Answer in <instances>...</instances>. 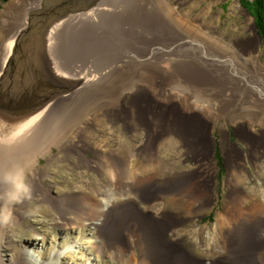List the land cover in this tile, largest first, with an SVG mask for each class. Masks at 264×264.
<instances>
[{
    "label": "bare ground",
    "instance_id": "bare-ground-1",
    "mask_svg": "<svg viewBox=\"0 0 264 264\" xmlns=\"http://www.w3.org/2000/svg\"><path fill=\"white\" fill-rule=\"evenodd\" d=\"M158 1L86 0L82 8L65 5L47 23H43L42 36L37 38L36 45L44 46L52 69L71 80L75 87L69 93L58 95L33 116L0 113V172L20 150L28 145H37L47 130L51 133L57 126L60 130L65 125V119L79 108V105L67 106V102L81 98L83 93L103 84L106 79L110 80L122 66L153 64L164 68L162 62L172 55L177 58L174 66L182 62H197L201 66L192 65L182 69L174 67V72L151 71L155 77L156 94L148 92L141 85L135 96L128 95V104L123 107H107L105 112L114 116L116 121H122L125 126H134L148 133L146 147L141 155L151 170L162 165L160 150L171 134L187 139V145L197 146L200 153L209 149L211 159L214 160L215 144L208 139L210 128L204 121H216V111H220V108L261 109L258 103L264 99V71H258L249 61H244L248 69L242 65L239 67L240 62L218 56L206 42L191 41L177 20L170 18ZM43 2L35 0L25 8L19 25L3 47L2 69L11 55L13 39L29 26L31 11L41 9ZM110 37L115 38V42ZM23 52L24 49L20 55ZM20 72V78L16 80L17 94L26 87L22 80L28 68L22 64ZM177 78L181 84L194 90L191 94L202 96L208 105L195 103L185 112L174 103L169 105L168 102H162L161 99H169L162 85L165 81L176 82ZM111 85H108L110 90L107 88L102 92L105 94L112 91ZM82 98L87 99L86 96ZM57 108L58 125H50V119L56 114ZM199 109L205 112V118L198 123L196 118H190V113L194 114ZM82 139L72 138L63 147L78 146L86 164L90 166V162L94 161L97 170L108 177V186L94 188L92 194L73 191L60 198L54 196L51 189L43 192L42 195L50 204H58L61 214L68 216L67 224L72 228L84 224H91L98 229L104 226L110 246L124 242L131 248L132 241L139 243L143 247L141 264H202L198 256L181 243H175L171 233L175 232V227L186 223L198 210L210 205L216 198L217 162L205 163V173L204 170L183 171L162 177L158 168L148 172V175L130 174V161L119 149L93 148L87 140ZM88 149L95 151L93 158L86 156ZM250 157L258 167L260 152L253 150ZM229 158L230 174L241 182L248 166L244 161L241 163L237 160L234 163L231 154ZM32 178L34 183H38L37 180L43 183L40 174H34ZM43 188L47 189L46 186ZM31 195L33 193L30 191ZM127 199L158 206L161 212L148 217L135 204L119 205V201ZM179 200L184 201L186 206H178L176 202ZM168 202L172 207L167 206ZM263 235L264 200L242 187L232 185L224 207L218 214L216 242L230 251L231 264H262L264 250L259 249L250 259L242 257L245 254L240 255V252L258 248ZM8 255L0 247V264H47L34 256L20 262L11 260Z\"/></svg>",
    "mask_w": 264,
    "mask_h": 264
},
{
    "label": "rangeland",
    "instance_id": "rangeland-1",
    "mask_svg": "<svg viewBox=\"0 0 264 264\" xmlns=\"http://www.w3.org/2000/svg\"><path fill=\"white\" fill-rule=\"evenodd\" d=\"M33 1L35 0H0V65L4 45L19 25L25 8ZM158 2L170 18L177 20L191 41L206 42L218 56L240 62L239 67L242 65L247 68L244 61H249L258 71H264V38L258 35V28L253 25L255 18L251 16L249 6L244 0H159ZM176 59L173 55L167 58L162 62L164 68L153 64L120 67L113 78L106 79L103 84L83 93L82 95L87 97L86 100H83L84 96H80L81 98L67 102V106L79 105L80 109L78 108V111L65 119L67 122L60 130L58 126L51 133L47 130L37 145H28L20 150L1 170L0 195H3L7 188L2 179L3 173L17 166L24 167L25 182L33 193L21 202L9 204L11 218L6 225L0 224V247L10 254L8 257L11 260L23 262L25 258L34 256L47 264H141L142 245L132 241L131 248L124 242L110 246L109 238L103 230L104 224L102 229L91 224L72 228L67 224L68 216L61 214L58 204H50L42 195L49 189L53 191L54 196L60 198L63 195L68 196L73 191L92 194L94 188H107L108 177L97 170L94 161L90 162V166L86 164L82 156L83 152L78 146L63 147L72 138L79 140L83 137L82 140H87L86 142H89L93 148L119 149L120 153L130 161L128 170L129 173L132 172L130 174L148 175L158 168L162 177L183 171L204 170L205 173L206 164L216 161L218 168L215 180L216 198L210 205L198 210L186 223L175 227L171 238L175 243H181L183 247L198 256L202 264H231V253L225 250L221 243L216 242L215 229L218 214L224 207L232 185L242 187L264 200V104H260L264 103V99L258 103L261 109L220 108V111H216V121H213L214 119L204 121V124L210 128L208 139L215 144L214 160L211 159L209 149L200 153L197 146L187 145V139L171 134L160 150L162 165L152 170L141 155L146 147L148 133L134 126H125L122 121H116L114 116L105 112V109L110 107H123L128 104V98L135 96L141 85H144L148 92L156 94L155 77L151 71L174 72L176 68L201 66L197 62L176 63L174 66ZM175 80L176 82L165 81L162 85V89L168 93L170 99H161L162 102H168L169 105L174 103L185 112L195 103L200 106L208 105L203 101L202 96L190 93L194 92L191 87L181 84L178 78ZM109 84H112V91L107 92L109 95L104 94L102 91H106L107 88L110 90ZM165 85L167 88H164ZM190 114V118L192 120L196 118L198 123L205 118V112L200 109ZM50 120V125H58V108ZM253 150H258L261 155L257 163L258 167L253 164L250 157ZM230 154L234 163L237 160L241 163L244 161L248 166V171L241 178V182L235 175L230 174ZM94 155L93 149L87 150L88 158H93ZM34 174H40L43 183L38 180L36 181L38 183H34L32 181ZM44 186L47 189L43 188ZM4 203L5 201L0 199V206ZM129 203L135 204L143 215L148 217L156 216L161 212L158 206L142 201L134 199L119 201L120 206ZM176 203L178 206H186L181 200ZM167 204L168 207H172L170 202ZM259 244L258 248H250L247 252H240V255L245 254L242 257L250 259L259 249L264 250V235Z\"/></svg>",
    "mask_w": 264,
    "mask_h": 264
},
{
    "label": "water",
    "instance_id": "water-1",
    "mask_svg": "<svg viewBox=\"0 0 264 264\" xmlns=\"http://www.w3.org/2000/svg\"><path fill=\"white\" fill-rule=\"evenodd\" d=\"M84 1L44 0L41 9L31 11L29 26L13 39L9 60L4 69L0 67V113L20 117L33 116L47 107L58 95L69 93L75 87L71 80L58 75L52 69L44 46H37L36 41L42 36L41 26L47 23L50 17L65 5L82 8ZM22 49L24 52L20 55ZM22 64L28 68L22 80L26 87L23 92L17 94L19 91L16 88V80L20 78Z\"/></svg>",
    "mask_w": 264,
    "mask_h": 264
},
{
    "label": "clouds",
    "instance_id": "clouds-1",
    "mask_svg": "<svg viewBox=\"0 0 264 264\" xmlns=\"http://www.w3.org/2000/svg\"><path fill=\"white\" fill-rule=\"evenodd\" d=\"M3 182L7 185L6 191L0 195V199L5 201L0 206V224L6 225L11 218L9 204L21 202L29 195V188L26 184V172L23 166H17L5 171L2 176Z\"/></svg>",
    "mask_w": 264,
    "mask_h": 264
},
{
    "label": "trees",
    "instance_id": "trees-1",
    "mask_svg": "<svg viewBox=\"0 0 264 264\" xmlns=\"http://www.w3.org/2000/svg\"><path fill=\"white\" fill-rule=\"evenodd\" d=\"M249 6L248 10L251 16L255 18V23L257 25V33L264 38V0H244Z\"/></svg>",
    "mask_w": 264,
    "mask_h": 264
},
{
    "label": "flooded vegetation",
    "instance_id": "flooded-vegetation-1",
    "mask_svg": "<svg viewBox=\"0 0 264 264\" xmlns=\"http://www.w3.org/2000/svg\"><path fill=\"white\" fill-rule=\"evenodd\" d=\"M111 38V37H110ZM114 42H115V38H111ZM164 88H167V85H165V87Z\"/></svg>",
    "mask_w": 264,
    "mask_h": 264
}]
</instances>
